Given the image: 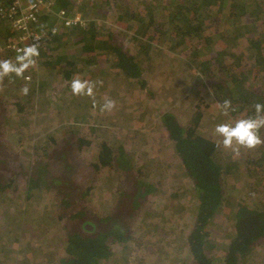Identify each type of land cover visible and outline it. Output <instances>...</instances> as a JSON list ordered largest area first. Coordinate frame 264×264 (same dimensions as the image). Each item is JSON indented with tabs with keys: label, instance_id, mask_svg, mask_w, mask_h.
Returning a JSON list of instances; mask_svg holds the SVG:
<instances>
[{
	"label": "rangeland",
	"instance_id": "obj_1",
	"mask_svg": "<svg viewBox=\"0 0 264 264\" xmlns=\"http://www.w3.org/2000/svg\"><path fill=\"white\" fill-rule=\"evenodd\" d=\"M125 1L77 0L65 4L72 13L86 18V24L77 27L59 24L54 13L61 6L56 2L43 8L37 27L56 25L59 32L39 49L36 66L24 73L29 79L13 73L0 81V264H60L66 236L72 226L81 224V219L74 217L79 210L83 211L81 218L104 217L100 227L108 228L113 217L124 222L123 226L128 224L125 233L132 235V241L127 246L119 243L111 247L122 264H182L188 259L183 235L194 218L195 190L161 115L170 111L187 126L199 111L198 132L220 142L216 125L243 118L244 111L232 100V108L224 114V100L219 97L229 95L228 88L214 89L203 64L188 56L191 47L174 48L175 37L169 28L166 37L143 40L149 44L150 53L146 56L142 51L140 58V77L145 85L117 68L113 54L99 48L98 42L110 32L109 39L116 44L136 49L140 42L132 33L136 24L126 22L122 26L116 20L118 12L125 9ZM130 1L134 6L145 3ZM147 1L151 5L156 2ZM215 12L209 10L210 16L204 18L211 20ZM159 19L167 25V18ZM92 25L96 30L93 37L99 41L93 38L89 49L78 43L79 50L75 43L86 31L91 36ZM236 32L243 37L236 46L240 52L246 39L240 29ZM10 34L9 22L0 21V59L15 61L18 54L4 44ZM250 58L247 54L236 59L226 56L225 62L242 83L254 85L264 95V74ZM224 71L223 66L216 68L221 79H225ZM76 76L103 84L94 88L92 97L73 95L71 81ZM25 85L29 87L27 95L21 93ZM105 98L114 99L116 108L102 112ZM101 141L108 142L117 153L123 148L134 174L117 166L95 170L92 164ZM258 146L234 152L220 145L218 154L224 164L228 161L230 171L223 175L225 205L210 229L212 246L208 253L214 261L220 260L236 231L235 202L264 207V165L254 167L260 172L256 177L244 164L248 155L264 149V144ZM142 179L152 183L155 190L138 196ZM86 187L91 190L80 201L77 192ZM241 193L246 194L245 199ZM59 195L69 202L67 210L59 209ZM137 199L139 205L135 204ZM254 245L258 253L253 260L248 258L264 264V236ZM250 260L245 257L244 264H252ZM101 264H113V258Z\"/></svg>",
	"mask_w": 264,
	"mask_h": 264
},
{
	"label": "trees",
	"instance_id": "obj_2",
	"mask_svg": "<svg viewBox=\"0 0 264 264\" xmlns=\"http://www.w3.org/2000/svg\"><path fill=\"white\" fill-rule=\"evenodd\" d=\"M77 0H56L58 6H64L69 14L71 8L65 4H74ZM116 1V0H115ZM110 4L112 0H107ZM143 5L134 6L131 1H125V9L118 12L117 19L120 25L126 22L135 23L132 33L138 37L139 43L136 49L120 46L109 39V35L100 41L93 37L96 35L94 25L91 27V36L87 33L80 37L75 45L81 43V48L89 49L93 47V38L98 42V47L105 49L114 56V64L127 77L137 78L141 86L145 85L142 80V67L140 58L142 51L146 56L149 44L143 42L146 38L156 41L160 37L168 35L169 28L175 37L174 48L191 47L188 55L200 65L203 64V72L211 80L215 90L228 88L229 95L219 97L234 100L239 108L243 109V117L255 115L254 105L264 104V95L261 91L255 90V86L242 83L239 75L234 73L225 62V57L236 59L247 54L251 63L259 65L260 72L264 74V0H156L154 4L144 0ZM132 5V6H131ZM115 6V5H114ZM215 9V14L211 20L205 19L204 15H209L208 11ZM257 12L253 15V12ZM165 13V14H164ZM210 16V15H209ZM159 18H167V25ZM123 20V21H122ZM214 22V23H213ZM238 24L240 27H236ZM240 29L246 39V43L240 52L236 51V46L242 36L239 37L235 30ZM87 42L89 45H87ZM194 43V44H193ZM147 51V52H146ZM244 53V54H243ZM215 66V69L208 67ZM218 66L224 67L225 79H221L216 72ZM226 81V86H225ZM244 107L246 109H244ZM201 118V112L195 111L189 124L186 126L170 111H165L161 115V121L166 128L168 136L174 142V150L181 160L186 174L191 178L195 190V214L190 229L184 234L188 259L182 264H244L247 260L255 257L258 253L255 241L264 236V207L252 206L242 201L235 202L233 217L235 220V233L229 239L219 261H214L208 251L212 246L210 242L211 226L214 225V217L225 205L224 180L227 169V160L224 164L219 156L220 142H217L197 130V125ZM264 137V135H262ZM79 141H86L78 137ZM260 147V146H257ZM258 149V148H256ZM245 167L248 173L258 177L260 172L254 170L255 166L264 165V149L256 150L248 155L245 160ZM93 167L98 170L101 166H117L129 170L134 174V166L126 157L123 148L115 151L108 142L101 141ZM140 175L137 173V177ZM29 188H31L29 186ZM90 187L78 190L77 195L80 201H84L90 191ZM155 190L152 183L142 179L139 185V195H147ZM232 188L230 194L232 195ZM240 191V190H239ZM245 197L246 194H239ZM245 199V198H244ZM68 204V205H67ZM135 204L139 205L138 199ZM57 205L60 210H67L69 202L59 195ZM71 206V205H70ZM81 206V204H80ZM82 207V206H81ZM83 209V208H81ZM83 211L76 212L74 217L81 220L80 226H72L65 240V254L61 256L60 264H101L102 261L109 262L113 258V264H122L119 257H114L112 245L124 244L127 246L132 235L125 233V227L117 220L111 218L108 228L100 227L99 224L104 219L100 217L95 220L92 217H79ZM98 221V222H97ZM127 223V222H126ZM81 227V228H79ZM134 249L131 248V252ZM252 264H260L258 259Z\"/></svg>",
	"mask_w": 264,
	"mask_h": 264
},
{
	"label": "clouds",
	"instance_id": "obj_3",
	"mask_svg": "<svg viewBox=\"0 0 264 264\" xmlns=\"http://www.w3.org/2000/svg\"><path fill=\"white\" fill-rule=\"evenodd\" d=\"M39 39V37H36ZM20 54L12 59H0V81L5 76L15 74L17 77L29 79L24 73L30 68L36 66L35 57L39 56V48L36 44H31L19 50ZM102 85L103 81H91L81 79L76 76L71 81V89L73 95L89 96L94 95V88ZM29 87L25 85L21 89L23 95H27ZM224 114L227 115L229 109L232 108L231 100L225 99L221 105ZM116 108V101L112 98H105L104 103L100 106V110L112 111ZM255 115L237 119L232 122H224L217 124L215 133L222 137L220 144L226 149L239 152L240 148L254 149L258 145L264 144V137L261 136V129H264V104L256 103L254 105Z\"/></svg>",
	"mask_w": 264,
	"mask_h": 264
},
{
	"label": "built area",
	"instance_id": "obj_4",
	"mask_svg": "<svg viewBox=\"0 0 264 264\" xmlns=\"http://www.w3.org/2000/svg\"><path fill=\"white\" fill-rule=\"evenodd\" d=\"M55 2L56 0H0V21H8L12 32L5 39V47L16 54H20L19 50L31 44H36L39 49L43 47L59 30L56 25L38 28L39 14L43 8H50ZM54 14L60 19L59 24L62 26L77 27L86 24L84 16L69 14L64 6L57 8Z\"/></svg>",
	"mask_w": 264,
	"mask_h": 264
},
{
	"label": "crops",
	"instance_id": "obj_5",
	"mask_svg": "<svg viewBox=\"0 0 264 264\" xmlns=\"http://www.w3.org/2000/svg\"><path fill=\"white\" fill-rule=\"evenodd\" d=\"M6 258H4L3 260L5 261ZM6 264H9V263H6Z\"/></svg>",
	"mask_w": 264,
	"mask_h": 264
}]
</instances>
